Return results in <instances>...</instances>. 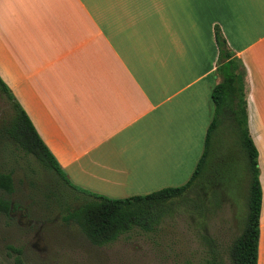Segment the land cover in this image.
<instances>
[{"label":"crops","instance_id":"0c3cea01","mask_svg":"<svg viewBox=\"0 0 264 264\" xmlns=\"http://www.w3.org/2000/svg\"><path fill=\"white\" fill-rule=\"evenodd\" d=\"M216 26L248 70L264 264V0H0V78L72 184L146 195L205 152Z\"/></svg>","mask_w":264,"mask_h":264},{"label":"rangeland","instance_id":"374dc122","mask_svg":"<svg viewBox=\"0 0 264 264\" xmlns=\"http://www.w3.org/2000/svg\"><path fill=\"white\" fill-rule=\"evenodd\" d=\"M11 114L0 89V173H11L15 187L11 195L0 189L12 203L9 214L0 213V264H233L230 249L243 231L249 186L238 167L245 163L241 145L231 140L229 129L211 146L201 179L186 198L174 201L175 213L159 232L137 229L99 247L66 219L83 204V193L41 166L6 132ZM213 167L221 180L211 181L210 188Z\"/></svg>","mask_w":264,"mask_h":264},{"label":"trees","instance_id":"16d2710c","mask_svg":"<svg viewBox=\"0 0 264 264\" xmlns=\"http://www.w3.org/2000/svg\"><path fill=\"white\" fill-rule=\"evenodd\" d=\"M215 36L219 48L216 70L219 81L212 92L215 114L207 132L205 152L185 184L166 187L146 195L111 198L72 184L39 136L26 111L0 78V89L10 103L12 111L10 126L6 128V132L13 136L26 153L34 155L41 166L59 175L77 193L78 191L83 193V204L69 211L66 219L74 221L92 244L99 247L107 246L137 229L143 233L159 232L167 216L175 213L174 201L186 198L189 189L201 179L202 167L211 146L223 139L226 129H229L231 140L241 145L245 163L238 167L241 169L240 172L245 174L249 186L248 211L243 231L231 246L230 259L233 264H257L263 191L259 152L249 130L248 70L244 62L235 56L218 26ZM220 173L222 174L221 171ZM218 174L215 167L210 169L207 185L216 179L220 181ZM0 189L9 195L14 192V179L11 173H0ZM201 202L194 203L199 205ZM169 208H172L173 212H164ZM11 210V201L0 196V213L9 214ZM17 261L21 263V258L18 257Z\"/></svg>","mask_w":264,"mask_h":264},{"label":"flooded vegetation","instance_id":"af4514ba","mask_svg":"<svg viewBox=\"0 0 264 264\" xmlns=\"http://www.w3.org/2000/svg\"><path fill=\"white\" fill-rule=\"evenodd\" d=\"M209 185L215 187L214 182H210ZM202 196H205V194H203Z\"/></svg>","mask_w":264,"mask_h":264}]
</instances>
